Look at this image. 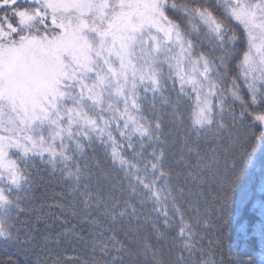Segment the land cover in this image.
Here are the masks:
<instances>
[{"label":"snow or ice","instance_id":"snow-or-ice-1","mask_svg":"<svg viewBox=\"0 0 264 264\" xmlns=\"http://www.w3.org/2000/svg\"><path fill=\"white\" fill-rule=\"evenodd\" d=\"M0 264H264V0H0Z\"/></svg>","mask_w":264,"mask_h":264},{"label":"trees","instance_id":"trees-1","mask_svg":"<svg viewBox=\"0 0 264 264\" xmlns=\"http://www.w3.org/2000/svg\"><path fill=\"white\" fill-rule=\"evenodd\" d=\"M258 173H259V167H257V175H258Z\"/></svg>","mask_w":264,"mask_h":264}]
</instances>
